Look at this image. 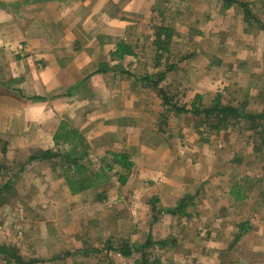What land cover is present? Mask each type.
Wrapping results in <instances>:
<instances>
[{
	"label": "rangeland",
	"instance_id": "1",
	"mask_svg": "<svg viewBox=\"0 0 264 264\" xmlns=\"http://www.w3.org/2000/svg\"><path fill=\"white\" fill-rule=\"evenodd\" d=\"M142 1L136 51L146 63L130 76L151 111L160 109L156 135H148L159 149L136 161L125 185L112 172L103 203L95 191L68 194L56 162L44 163L49 174L41 161L1 165L0 246L39 264H134L139 251L123 257L109 249L150 235L154 245L142 251L162 264H264V121L253 128L228 118L215 131L213 116L167 111L143 81L163 72L159 89L187 109L210 108L219 95L220 106L264 113V0H237L252 10L250 24L222 0ZM159 27L172 30L161 46ZM192 195L187 214L165 212ZM9 263L0 253V264Z\"/></svg>",
	"mask_w": 264,
	"mask_h": 264
},
{
	"label": "crops",
	"instance_id": "2",
	"mask_svg": "<svg viewBox=\"0 0 264 264\" xmlns=\"http://www.w3.org/2000/svg\"><path fill=\"white\" fill-rule=\"evenodd\" d=\"M142 3L0 0V167L55 150L53 136L63 120L78 129L94 156L127 153L138 168L137 160L159 149L148 135H156L160 109L151 111L142 98L147 91L130 76L146 63L136 51ZM119 43L133 55L117 58ZM45 162L43 174H49Z\"/></svg>",
	"mask_w": 264,
	"mask_h": 264
},
{
	"label": "trees",
	"instance_id": "3",
	"mask_svg": "<svg viewBox=\"0 0 264 264\" xmlns=\"http://www.w3.org/2000/svg\"><path fill=\"white\" fill-rule=\"evenodd\" d=\"M222 1L225 8H229L234 4L241 8L243 18L248 24L254 22V20L256 21V18L247 3L239 2L237 0ZM171 33L172 30L169 28L159 27L156 33V41L158 42H156V44L159 46L165 44L164 40H167ZM114 55L121 59L124 56L133 55V51L129 45L119 43L116 47ZM151 76L152 75H145L143 77V81L146 85L150 84L153 88L158 90L163 100V105L168 107L166 109L167 111H173L177 114L192 113L195 116H204L206 118L213 116L216 119V124L212 126L211 129L215 131H219L228 118L233 120L247 119L248 121H251L250 123L253 128L256 125V123H254L256 119L259 122L264 121V113L260 115H245L242 111L244 107L243 105L220 106L217 99L219 95H217L214 100L215 105L213 104L210 108H200L193 102L191 107L187 109L185 106H180L177 105L176 102H172L171 99L168 98L167 94L163 92V90L159 89V83L164 77L163 72L155 73L154 79H152ZM53 144L55 150L39 151L37 155L28 159L27 164L34 160L56 162L54 165L60 170V178L63 179L70 195L73 196L91 190L96 192L94 195L95 200L99 203H103L107 201V186L112 182L110 174L114 172L113 175L117 176V182L122 186L125 185L128 174L134 166L133 161L127 153L106 152L100 156L92 155L88 142L81 135L78 129L73 127L71 123L66 120L61 121L57 132L53 136ZM65 148H67V151H65ZM90 155L92 156L90 157ZM91 167L95 168L90 170ZM8 184L9 183H6L3 189H8ZM193 197L194 196L186 199L187 201L184 199L180 200L176 207L169 208L165 210V212L172 216L187 214L184 212V209L188 207L187 203L190 202ZM237 238L238 236L235 239ZM150 245H154V243L152 241V237L149 235L143 244L129 245L128 243H125L122 245L120 244V246L116 249L111 247L109 250L115 251L123 257H130L135 251H139L141 255L134 261V264H162L160 259L151 258L142 251L143 248L149 247ZM0 253L8 263L39 264L42 262L41 260H30L25 262L16 253V250L6 246H0Z\"/></svg>",
	"mask_w": 264,
	"mask_h": 264
}]
</instances>
